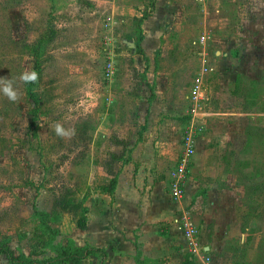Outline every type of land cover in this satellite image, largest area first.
<instances>
[{
    "label": "rangeland",
    "instance_id": "1",
    "mask_svg": "<svg viewBox=\"0 0 264 264\" xmlns=\"http://www.w3.org/2000/svg\"><path fill=\"white\" fill-rule=\"evenodd\" d=\"M145 13L140 40L134 19ZM44 37L52 41L39 68L33 126L36 105L20 77L38 70L30 47ZM137 41L148 64L128 45ZM204 65L213 71L215 100L198 147L203 154L210 145L218 169L170 221L188 213L196 223L203 248L187 246L193 264H264V0H0V78L18 92L13 102L0 90V241L9 237L16 254L30 255L34 207L51 211L57 185L66 183L77 205L63 213L56 243L87 245L80 208L102 194L104 162L120 151L113 139L132 148L161 130L171 172L190 122V83ZM135 68L147 75L140 93ZM211 186L231 187L230 207L210 216L229 232L223 239H212L213 228L201 238L196 198ZM0 264H9L5 256Z\"/></svg>",
    "mask_w": 264,
    "mask_h": 264
},
{
    "label": "crops",
    "instance_id": "2",
    "mask_svg": "<svg viewBox=\"0 0 264 264\" xmlns=\"http://www.w3.org/2000/svg\"><path fill=\"white\" fill-rule=\"evenodd\" d=\"M192 81L193 79L190 87ZM186 103V116L189 118L187 99ZM213 105L212 103L209 107L210 113ZM208 118L201 120L200 126L206 124ZM159 131V133L147 136L143 142L141 141L133 150L132 161L121 166L123 168L120 170L119 182L114 195H97L87 202L88 226L84 231L88 242L87 245L80 246L104 249L107 253L104 264H136L137 247L143 253L144 258L153 261L151 264H185L186 262L188 256L186 240L184 236L181 237L182 241L179 240V229L174 221L170 220L173 219L177 208L194 202V197L205 180L215 178L218 165L212 160V153H210L212 149L208 143H206L205 153L199 152L197 137L196 153L188 173V175L191 173L193 175L189 178L187 176L182 201H174L170 194V172L166 171L168 152L162 144L163 132ZM182 151L183 138L179 151L176 153L175 166ZM163 175L165 180H163ZM228 194H231V187L217 190L215 186H211L205 195L196 198V208L204 209L205 223L201 238L207 237L210 228H213L211 230L212 239H223L229 235L227 229L224 231V224L220 220L213 226L210 220L215 210L230 207L227 203ZM169 221L170 224L167 225ZM181 244L186 248L183 249ZM206 248H209V251L212 250L211 247ZM90 257L97 259V262L93 264H100L102 260L99 254Z\"/></svg>",
    "mask_w": 264,
    "mask_h": 264
},
{
    "label": "trees",
    "instance_id": "3",
    "mask_svg": "<svg viewBox=\"0 0 264 264\" xmlns=\"http://www.w3.org/2000/svg\"><path fill=\"white\" fill-rule=\"evenodd\" d=\"M149 14L145 13L143 17H136L134 19V26L140 35V40L143 38L142 25L149 18ZM52 39L44 37L35 46L30 47L33 53L36 64L38 79L34 83H27V91L29 97L35 102V110L33 112L32 125L36 126L38 118V99L35 95V86L39 83V68L41 61L47 51V46L50 45ZM137 52L144 55L145 63L148 64V58L141 48L140 41L136 44ZM133 79L137 82V88L140 93L141 85L147 82V75L140 73L136 68L133 69ZM140 140V139H139ZM112 145L120 148V151H111L105 162L104 170L107 175L105 183L101 186L100 192L106 195H114L118 186L120 169L117 166H124L132 161V148H129L130 143L125 139L115 137ZM77 190L66 183L57 185V195L55 196L52 210L49 212L39 210L34 207L33 218L36 221V228L34 229L32 241V253L26 255L24 253L16 254L10 246V238L5 237L0 241V259L5 256L9 264H84V261L92 255L99 254L102 257L100 264H104L107 253L104 249L91 248L89 246H79L74 240L69 239L66 243H56L57 239L61 236V229L59 226L63 220V213L76 207ZM88 208L82 206L80 208V217L77 225L80 230H86L88 226ZM51 252L53 256L46 257L47 253ZM42 254L44 257L38 258ZM36 257V258H34ZM136 264H151L153 261L143 257V253L137 247V254L135 256ZM185 264H192L189 257L186 259Z\"/></svg>",
    "mask_w": 264,
    "mask_h": 264
},
{
    "label": "built area",
    "instance_id": "4",
    "mask_svg": "<svg viewBox=\"0 0 264 264\" xmlns=\"http://www.w3.org/2000/svg\"><path fill=\"white\" fill-rule=\"evenodd\" d=\"M204 2V0H199ZM213 71L208 65L200 68L193 78L188 100L189 124L183 134V151L177 165L169 174L170 194L174 201H180L185 195V185L192 159L196 153V140L201 120L209 117L210 105L214 100V91L211 85ZM174 223L183 231L188 248L199 253L203 248L199 242V231L193 218L183 213L175 218Z\"/></svg>",
    "mask_w": 264,
    "mask_h": 264
},
{
    "label": "clouds",
    "instance_id": "5",
    "mask_svg": "<svg viewBox=\"0 0 264 264\" xmlns=\"http://www.w3.org/2000/svg\"><path fill=\"white\" fill-rule=\"evenodd\" d=\"M21 80L26 83H34L38 79V74L35 71H26L21 75ZM0 81H5L4 87L0 90L3 91V94L10 100L15 102L18 99V92L14 90L13 83L11 80H7L6 78H0ZM56 133L58 135H65V129L61 124L56 125Z\"/></svg>",
    "mask_w": 264,
    "mask_h": 264
},
{
    "label": "water",
    "instance_id": "6",
    "mask_svg": "<svg viewBox=\"0 0 264 264\" xmlns=\"http://www.w3.org/2000/svg\"><path fill=\"white\" fill-rule=\"evenodd\" d=\"M129 47L134 48L135 45L133 43H128ZM206 251H209V248H206Z\"/></svg>",
    "mask_w": 264,
    "mask_h": 264
}]
</instances>
